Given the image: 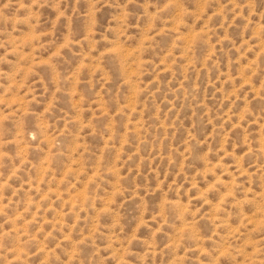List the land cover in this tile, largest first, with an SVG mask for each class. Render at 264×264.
Returning a JSON list of instances; mask_svg holds the SVG:
<instances>
[{"label":"rangeland","instance_id":"374dc122","mask_svg":"<svg viewBox=\"0 0 264 264\" xmlns=\"http://www.w3.org/2000/svg\"><path fill=\"white\" fill-rule=\"evenodd\" d=\"M0 264H264V0H0Z\"/></svg>","mask_w":264,"mask_h":264}]
</instances>
